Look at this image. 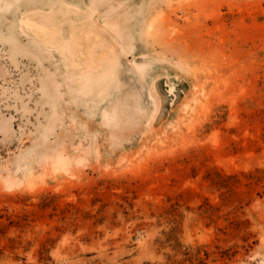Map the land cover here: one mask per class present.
Returning <instances> with one entry per match:
<instances>
[{"label": "rangeland", "instance_id": "obj_1", "mask_svg": "<svg viewBox=\"0 0 264 264\" xmlns=\"http://www.w3.org/2000/svg\"><path fill=\"white\" fill-rule=\"evenodd\" d=\"M0 264H264V0H0Z\"/></svg>", "mask_w": 264, "mask_h": 264}]
</instances>
